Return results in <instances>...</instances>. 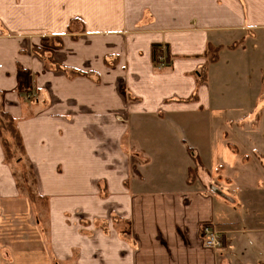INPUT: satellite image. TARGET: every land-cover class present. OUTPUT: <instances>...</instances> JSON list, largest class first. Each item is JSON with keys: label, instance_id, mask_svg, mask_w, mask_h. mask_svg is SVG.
I'll use <instances>...</instances> for the list:
<instances>
[{"label": "crops", "instance_id": "1", "mask_svg": "<svg viewBox=\"0 0 264 264\" xmlns=\"http://www.w3.org/2000/svg\"><path fill=\"white\" fill-rule=\"evenodd\" d=\"M219 65L215 100L238 115L210 166L179 118L209 109ZM0 100L47 205L0 139V264H264V141L242 155L230 139L261 125L264 0H0Z\"/></svg>", "mask_w": 264, "mask_h": 264}, {"label": "rangeland", "instance_id": "2", "mask_svg": "<svg viewBox=\"0 0 264 264\" xmlns=\"http://www.w3.org/2000/svg\"><path fill=\"white\" fill-rule=\"evenodd\" d=\"M210 34L213 35V36L210 35L211 37H213V39H216L217 31H212ZM154 62L156 63V66H157L158 63L156 62V60ZM165 66L166 65L162 67H165ZM219 70H220V65L213 67L212 73H211V82L208 83L209 88H210V94L212 96V101L208 103L209 109L207 108L208 110L204 112L202 111L192 112L191 111L183 115L181 118H179V121L180 122L182 121L184 123L185 130L189 134V138L192 143V146L194 147V151L198 154L202 153L207 164L210 166H215V165L223 163L224 159H226L225 156L228 155L229 152L232 153L226 144L227 140H224L222 137V132L224 131V127H225V124H224L225 116H237L238 115L237 113H234V114L226 113L225 114L224 113L225 111L222 110V107L215 100L216 91L224 87V82H223L224 80L222 79V77L220 79ZM26 76L29 77L27 74H23L22 81H24V77L26 78ZM218 81L220 82V84H218ZM238 83L239 82H236V85H235L236 89L238 88ZM23 90L25 89L23 88ZM30 98H33V96L29 95L28 99ZM228 100L230 101V104H231V98ZM263 105L264 104L260 106H263ZM260 110H263V113L258 111V113H253L251 114V117H249L251 121L253 122V120H255L257 116V121L261 122L260 129L259 131L257 130V136L252 133L250 138H248L247 136L248 131H245V135H242L241 133H237L232 136L233 132L231 131L230 139H232L235 142V144L236 143L240 144L242 155L250 153L249 148L250 146H252V143L254 142L256 143V145L258 144L259 146L263 147L261 143H263L264 137L260 136L259 132L262 131L264 134V107H262ZM245 119L246 118H241L240 122H244ZM5 137H7V139L10 140V143L12 145L11 149L14 152V156L18 157L19 152L14 147V144H12V140L9 138V134L5 133ZM248 141L251 142V145L248 144ZM161 147L164 150H166V148H170V149L174 148V147H167V146H162V145ZM10 162H12L11 163L12 166H14L15 170L18 172V174H20V176L21 174L29 170L28 164L25 161L16 162V159L12 158ZM18 179H19V176H18ZM243 179L245 180V183L247 184H249V182L252 181V177L249 175V173H247ZM226 183L227 182H225V184ZM18 186L24 187L25 191L29 194V196L34 194V199L33 198L32 199L36 201L37 206H40L38 202H42V204L44 205L42 198L37 196L30 177L29 178L27 177V179L26 178L23 179V181L19 179ZM222 194H224L223 191H222ZM224 195H227V193H225ZM46 206L47 205L45 203V205L43 206L45 211H47Z\"/></svg>", "mask_w": 264, "mask_h": 264}, {"label": "trees", "instance_id": "3", "mask_svg": "<svg viewBox=\"0 0 264 264\" xmlns=\"http://www.w3.org/2000/svg\"><path fill=\"white\" fill-rule=\"evenodd\" d=\"M157 47L158 45H156L154 48V61L156 60ZM219 50H220L219 47L213 46L211 44L208 45L205 51V55L208 57V62H214L218 59ZM77 73H80V72L77 71ZM206 74H207V64L204 65L203 70L201 72V78H200L201 81H205ZM5 133L9 134V138L12 140V144H14V147L16 148V150H18L19 152L18 157L14 156V152L11 149L12 145L10 143V140H8L7 137H5ZM0 139H1V142L4 148L5 160L7 163L11 164L12 162L10 161L12 158H15L16 162H21V161L27 162L23 139L17 127L16 119L14 118L12 114H10L9 112H6L3 109L1 102H0ZM28 167H29V170L24 172L25 174L23 173L20 176L18 172L14 171V175L18 183H19V179L23 181V179L25 178L27 179V177L28 178L30 177L32 185L35 186L36 180H35V175H34L32 166L28 164ZM193 170H196V168L190 171L193 172ZM18 176H19V179H18ZM30 197L34 199V194L30 195Z\"/></svg>", "mask_w": 264, "mask_h": 264}, {"label": "built area", "instance_id": "4", "mask_svg": "<svg viewBox=\"0 0 264 264\" xmlns=\"http://www.w3.org/2000/svg\"><path fill=\"white\" fill-rule=\"evenodd\" d=\"M156 62L158 68L168 65V55L164 50L156 52ZM201 237L206 247L212 249H222L224 247V233L221 229L213 224H204L201 228Z\"/></svg>", "mask_w": 264, "mask_h": 264}]
</instances>
